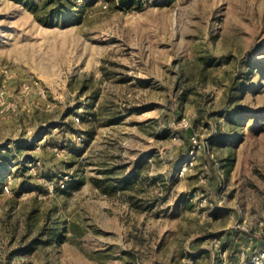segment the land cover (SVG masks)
I'll list each match as a JSON object with an SVG mask.
<instances>
[{
	"label": "rangeland",
	"instance_id": "1",
	"mask_svg": "<svg viewBox=\"0 0 264 264\" xmlns=\"http://www.w3.org/2000/svg\"><path fill=\"white\" fill-rule=\"evenodd\" d=\"M69 1L0 0V264H254L264 0Z\"/></svg>",
	"mask_w": 264,
	"mask_h": 264
},
{
	"label": "trees",
	"instance_id": "2",
	"mask_svg": "<svg viewBox=\"0 0 264 264\" xmlns=\"http://www.w3.org/2000/svg\"><path fill=\"white\" fill-rule=\"evenodd\" d=\"M141 1L143 0H119L121 5H139ZM38 2H40L41 8L47 9V16L45 17V20L47 18V21L39 20V22L47 25L51 24L57 15L62 14V10L68 13L73 6L69 0H38ZM36 8L37 7L33 8L34 12H36Z\"/></svg>",
	"mask_w": 264,
	"mask_h": 264
},
{
	"label": "crops",
	"instance_id": "3",
	"mask_svg": "<svg viewBox=\"0 0 264 264\" xmlns=\"http://www.w3.org/2000/svg\"><path fill=\"white\" fill-rule=\"evenodd\" d=\"M84 130V129H83ZM83 133L81 134V136L83 137V146L81 147V149H71L72 153H74L75 155L76 154H79L80 156H83L85 153H87L91 146L93 145L94 143V139L96 137V134L94 133H91L90 131H82ZM84 135V136H83ZM87 140V141H86ZM87 145V146H86ZM79 152V153H78ZM78 155V156H79Z\"/></svg>",
	"mask_w": 264,
	"mask_h": 264
},
{
	"label": "built area",
	"instance_id": "4",
	"mask_svg": "<svg viewBox=\"0 0 264 264\" xmlns=\"http://www.w3.org/2000/svg\"><path fill=\"white\" fill-rule=\"evenodd\" d=\"M37 86V85H35ZM32 89V87H27V86H24L22 89H21V92H25L26 90L28 89ZM35 88V87H33ZM76 122H79V118H75ZM77 141H81L80 137L77 138ZM192 162L189 163V166H192ZM61 188H63V184H61L60 186ZM6 190V187L4 188ZM262 261H264V252L260 253L259 255H257V257L254 259V264H260Z\"/></svg>",
	"mask_w": 264,
	"mask_h": 264
}]
</instances>
